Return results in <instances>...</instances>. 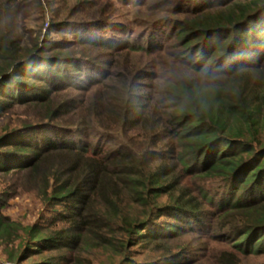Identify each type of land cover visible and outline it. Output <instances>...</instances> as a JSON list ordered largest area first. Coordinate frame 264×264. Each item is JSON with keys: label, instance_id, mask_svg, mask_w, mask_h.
I'll return each mask as SVG.
<instances>
[{"label": "trees", "instance_id": "trees-1", "mask_svg": "<svg viewBox=\"0 0 264 264\" xmlns=\"http://www.w3.org/2000/svg\"><path fill=\"white\" fill-rule=\"evenodd\" d=\"M187 1L161 0L184 17L170 18L168 55L161 34L107 44L89 22L49 44L27 26L41 0H0V175L26 183L46 216L24 228L23 256L102 264L101 248L109 264H242L192 259L180 241L203 230L264 253V0Z\"/></svg>", "mask_w": 264, "mask_h": 264}, {"label": "rangeland", "instance_id": "rangeland-1", "mask_svg": "<svg viewBox=\"0 0 264 264\" xmlns=\"http://www.w3.org/2000/svg\"><path fill=\"white\" fill-rule=\"evenodd\" d=\"M211 2L221 3L223 0H211ZM41 4V7L28 9L29 22L27 23L29 25L27 26H29V32L31 30L40 32L41 37L49 44L75 40L72 37L73 30L79 29V26L74 27L69 23L89 22L85 25L86 30L101 32L108 38L107 44L116 41L120 43L122 40L129 41L133 45L145 46L147 40L161 34L166 38V53L172 55L177 50V44L174 33L171 32V28L175 26L171 19L180 21L184 19L182 15H176V18L167 17L168 14L162 11L164 6L160 5L161 0H41ZM185 5L186 7L194 6V0H188ZM55 21H63L68 25L51 27ZM106 52L108 51L96 49L91 53L99 60L107 62L110 57ZM161 75H163L162 72ZM24 112V108L16 109L14 115L6 117L1 124H7L9 119L15 120L17 116H23ZM108 146L112 147L114 143ZM28 188L26 183L11 174L0 175V217L4 218L3 221L8 226L6 233L0 234V264H38L41 260L58 254L55 251H49L44 252L40 257L38 255L23 256L24 228L41 224L46 217L43 216L41 200L36 192H30ZM232 240L233 238L229 236L203 230L200 234H190L182 238L180 243L191 247L192 259L200 258L204 254L213 256L219 252H225L242 264H264V253L252 256L245 251L241 254L235 248L234 250L230 248L229 245L235 243ZM170 244L175 246L173 243ZM91 252L97 254L99 260L103 261L102 264H109L106 259L107 254L101 248ZM159 255V251L151 252L149 261L155 260ZM200 259L201 264H211V261H206L202 257Z\"/></svg>", "mask_w": 264, "mask_h": 264}, {"label": "clouds", "instance_id": "clouds-1", "mask_svg": "<svg viewBox=\"0 0 264 264\" xmlns=\"http://www.w3.org/2000/svg\"><path fill=\"white\" fill-rule=\"evenodd\" d=\"M200 76H201V79H204V80L212 79V76L210 75V73L205 69H201Z\"/></svg>", "mask_w": 264, "mask_h": 264}]
</instances>
